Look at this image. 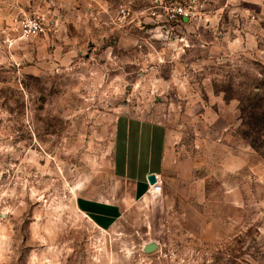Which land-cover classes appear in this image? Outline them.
<instances>
[{"label": "rangeland", "instance_id": "374dc122", "mask_svg": "<svg viewBox=\"0 0 264 264\" xmlns=\"http://www.w3.org/2000/svg\"><path fill=\"white\" fill-rule=\"evenodd\" d=\"M0 264H264V0H0Z\"/></svg>", "mask_w": 264, "mask_h": 264}, {"label": "built area", "instance_id": "2783aa9c", "mask_svg": "<svg viewBox=\"0 0 264 264\" xmlns=\"http://www.w3.org/2000/svg\"><path fill=\"white\" fill-rule=\"evenodd\" d=\"M179 15H186V12L181 8L176 9ZM49 25V18L44 12H35L34 14L23 16L17 22L18 39L28 40L46 33ZM155 176V183L148 184L149 192L159 194L162 190L159 178Z\"/></svg>", "mask_w": 264, "mask_h": 264}, {"label": "water", "instance_id": "95a60500", "mask_svg": "<svg viewBox=\"0 0 264 264\" xmlns=\"http://www.w3.org/2000/svg\"><path fill=\"white\" fill-rule=\"evenodd\" d=\"M146 179H147V183L149 185H152V184L155 183V176H154V174L148 175ZM153 248H154V246L148 245V246H146L145 251L146 252H150Z\"/></svg>", "mask_w": 264, "mask_h": 264}, {"label": "crops", "instance_id": "0c3cea01", "mask_svg": "<svg viewBox=\"0 0 264 264\" xmlns=\"http://www.w3.org/2000/svg\"><path fill=\"white\" fill-rule=\"evenodd\" d=\"M141 156H142L143 159H144V157H145V159L147 157V156L144 155V153H141Z\"/></svg>", "mask_w": 264, "mask_h": 264}]
</instances>
